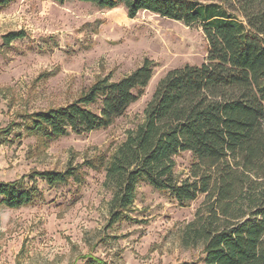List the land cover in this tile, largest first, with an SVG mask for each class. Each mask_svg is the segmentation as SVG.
<instances>
[{"label": "rangeland", "instance_id": "obj_1", "mask_svg": "<svg viewBox=\"0 0 264 264\" xmlns=\"http://www.w3.org/2000/svg\"><path fill=\"white\" fill-rule=\"evenodd\" d=\"M16 32L24 37L4 45L2 38ZM206 56L199 26L145 12L129 19L123 6L14 0L0 9V131L13 128L0 143V182L33 171L78 170L65 185L38 181L42 196L30 206L0 205V264H203L201 247L181 243L202 198L180 206L140 181L127 217L110 225L111 192L100 164L142 123L159 80L170 70L200 65ZM145 59L154 65L152 79L108 128L69 133L45 146L36 137L17 139L23 118L73 103L98 79L118 81ZM174 162L176 178L184 179L191 154Z\"/></svg>", "mask_w": 264, "mask_h": 264}, {"label": "trees", "instance_id": "obj_2", "mask_svg": "<svg viewBox=\"0 0 264 264\" xmlns=\"http://www.w3.org/2000/svg\"><path fill=\"white\" fill-rule=\"evenodd\" d=\"M13 1L0 0V9ZM75 1L107 10L123 6L129 19L145 12L199 26L207 44L200 65L170 70L159 80L142 123L100 164L111 192L109 224L127 217L144 181L180 206L202 198L181 243L201 247L203 264H264V0ZM23 37L9 33L2 41ZM153 71L145 59L118 81L98 79L73 103L23 118L17 139L36 137L45 146L69 133L106 129L140 99ZM93 105L97 112L88 108ZM12 131L1 130L0 143ZM185 152L192 163L178 180L174 158ZM77 172L33 171L0 182V205L30 206L42 196L38 181L65 185Z\"/></svg>", "mask_w": 264, "mask_h": 264}]
</instances>
